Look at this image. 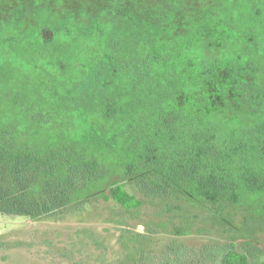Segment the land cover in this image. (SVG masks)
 I'll use <instances>...</instances> for the list:
<instances>
[{
  "label": "trees",
  "instance_id": "trees-1",
  "mask_svg": "<svg viewBox=\"0 0 264 264\" xmlns=\"http://www.w3.org/2000/svg\"><path fill=\"white\" fill-rule=\"evenodd\" d=\"M104 2L58 28L22 30L38 14L26 4L0 18V214L54 217L93 196L139 209L123 183L105 195L114 175L210 203L263 193L264 0H218L182 33L181 0L163 22ZM220 264L251 260L230 250Z\"/></svg>",
  "mask_w": 264,
  "mask_h": 264
},
{
  "label": "rangeland",
  "instance_id": "rangeland-1",
  "mask_svg": "<svg viewBox=\"0 0 264 264\" xmlns=\"http://www.w3.org/2000/svg\"><path fill=\"white\" fill-rule=\"evenodd\" d=\"M104 1L0 0V18L26 4L38 14L26 18L22 30L42 23L58 28L68 16L86 23L87 13L97 14ZM126 1L140 17L163 22L172 0ZM217 1L181 0L173 25L184 32L183 25L201 21ZM91 44L81 47L87 51ZM245 124L240 120L234 129L228 124L221 139L229 140ZM245 143L251 144V165L259 169L252 150L257 142L247 135ZM113 181L123 183L143 205L127 211L112 199L93 196L54 217L0 214V264H140L142 254L146 264H220L230 250L247 253L251 264L264 262V192L243 191L239 203H210L189 195L147 194L136 179L114 175L105 186L108 197ZM179 250L181 258L175 256Z\"/></svg>",
  "mask_w": 264,
  "mask_h": 264
}]
</instances>
